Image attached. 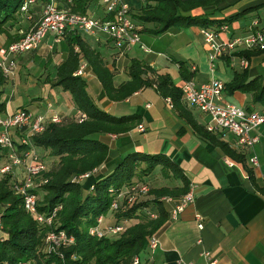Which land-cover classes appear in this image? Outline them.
<instances>
[{
  "label": "crops",
  "instance_id": "crops-1",
  "mask_svg": "<svg viewBox=\"0 0 264 264\" xmlns=\"http://www.w3.org/2000/svg\"><path fill=\"white\" fill-rule=\"evenodd\" d=\"M124 1L131 6L133 14H138L145 3V0ZM43 7L34 10L31 5L30 16L26 18L25 15V24L17 28L20 29L19 34L28 31L40 19ZM88 14L103 19L106 16L103 1L91 2ZM192 14L207 15L222 22L212 29L218 30L228 24V31L221 34L223 39L245 35L251 27L264 28V0H222L216 6L197 8ZM135 20L142 42L149 51L136 46L118 60L112 41L106 34L81 33L82 39L100 53L113 73L115 88L132 79L130 66L133 60H140L149 68L143 78L151 82L124 99H112L82 55L81 49L78 51L81 54L80 63L85 61L89 64L87 75L83 78L87 81L90 96L96 93L97 100H93L97 105L115 116L135 114L139 117L137 124L126 133L96 135L108 144L110 151L108 161L98 168L95 175L99 179L105 177L132 152L162 154L187 177L190 187H194V202L188 204L177 218L171 217L173 204L164 203L169 211V220L155 235L159 239V246L144 256L145 264H208L205 251L211 252L215 264H264V124L253 132L259 137V142L253 147L241 146L229 132H209L208 114L183 98L179 104H175L169 94L158 88L159 76L162 75L168 76L179 90H182L188 79L201 85L219 78L227 86L224 92L225 103L236 104L251 111L261 110L264 107V50L238 51L218 59L213 67L209 61V47L202 34V27L179 28L174 35L166 36L165 31L160 35L154 33L157 25L153 29L150 27L152 23H142L137 18ZM255 22H258L257 26ZM9 31L11 34L16 33ZM4 35L5 40L0 38V46L7 43V35ZM45 51H53L47 53V56L52 60L54 73L48 72L51 63H46L39 78L27 76L28 79L19 84V88L25 92L27 86L42 83L47 87L44 97L46 102H43L42 97L24 99L20 95L16 98L14 91L9 93L6 89L4 110L27 108L35 114L57 113L68 120H80L84 115L76 108L72 95L67 97L66 102L49 100L50 88L51 91L64 89L53 84L57 82L58 67L69 56L70 46L65 40L55 44L52 36H49L37 50L22 55L17 61V74L19 69L28 70L31 64L42 60ZM56 52L59 55L57 61L52 58ZM244 59L248 61L247 67L242 64ZM43 73L47 75L43 76ZM236 77L237 84L242 82L244 89H230ZM7 92L11 95L8 96ZM168 98L172 100L173 106L167 101ZM140 125L144 126V130L139 128ZM35 150L47 153L43 147L35 146ZM253 156H257L259 165H253L250 161ZM5 158L6 152L0 150V167L6 164ZM14 171L19 178H23V166L15 167ZM158 171L163 173L165 182L157 185V181L156 186L153 183L151 187L172 188L182 184L171 172L170 175L164 174L162 166L146 176V180L153 181L152 177L157 176ZM96 180L93 181L92 176L82 185L90 189ZM149 197L154 198V195ZM2 239L3 233L0 230V241Z\"/></svg>",
  "mask_w": 264,
  "mask_h": 264
},
{
  "label": "trees",
  "instance_id": "trees-1",
  "mask_svg": "<svg viewBox=\"0 0 264 264\" xmlns=\"http://www.w3.org/2000/svg\"><path fill=\"white\" fill-rule=\"evenodd\" d=\"M26 0H0V34H6L8 45L18 38L19 30L11 34L8 26L22 14ZM49 0H43L47 3ZM61 8L88 14L89 4L94 0H56ZM222 0H145L138 14H133L142 23L158 25L154 33H162L169 28H190L199 26L213 28L222 22L207 15L192 14L197 8L212 7ZM89 15V14H88ZM104 16L103 19H106ZM12 25V26H11ZM15 35V36H13ZM70 46L68 58L58 67L57 82L69 91L75 106L85 118L68 120L63 124H50L45 132L32 137L35 146L43 147L53 158V164L43 173L46 183L40 189L46 192L39 200V211L51 212L62 205L53 227L39 223L24 207L23 197L13 189L11 174L0 176V215L3 239L0 241V264H130L135 255H149V241L169 220V211L162 198L171 196L180 199L190 189V183L181 170L162 154L151 155L140 152L129 153L105 177L96 180L85 193L82 183L72 181L78 176L98 169L109 159V146L96 137L97 134H123L130 131L139 121L137 115L115 116L103 110L88 92L87 81L74 75L79 67L81 54L75 51L79 46L88 60L94 74L112 99H124L143 86L151 83L143 78L149 68L140 60H133L130 66L132 79L115 88L113 73L106 66L102 56L82 39L81 33H70L64 39ZM190 80V79H188ZM238 78L230 84V89H244ZM8 80L0 68V114L6 108L4 96ZM227 87V86H226ZM158 88L169 94L175 104H179L183 92L173 86L166 75L159 76ZM226 90V89H225ZM264 92V85L262 86ZM165 94V95H166ZM223 147H226L224 145ZM234 154V152L230 151ZM162 166L164 174L180 179L182 184L175 187H151L147 196L131 205H124L117 211L111 209L116 192L137 182H145L146 176ZM252 176V172H250ZM39 195L37 188L34 190ZM154 195V198H150ZM149 211L156 212L152 218ZM113 217V222H126V230L116 236L99 238L90 234V228L97 224L100 215ZM65 230L75 238L72 246L60 249L61 254L49 253L45 246L46 234L52 230Z\"/></svg>",
  "mask_w": 264,
  "mask_h": 264
},
{
  "label": "built area",
  "instance_id": "built-area-1",
  "mask_svg": "<svg viewBox=\"0 0 264 264\" xmlns=\"http://www.w3.org/2000/svg\"><path fill=\"white\" fill-rule=\"evenodd\" d=\"M72 1V0H69ZM105 7L106 19H97L88 14L74 12L70 8H61L56 0H49L44 4L40 19L26 32H22L16 41L0 46V68L3 70L7 80L14 79L17 70V58L29 52L37 50L49 36L53 42L59 44L70 33H90L97 34L103 32L112 41L116 51V59H120L128 51L136 46L148 52L149 49L143 44L139 26L133 17L131 6L124 0H102ZM37 0H26L21 8L22 13L29 14L32 4ZM254 25H258L255 22ZM228 24L222 25L218 30L203 28L202 34L209 47V61L214 67L216 61L225 56H231L242 50L261 49L264 50V28L251 27L245 35L234 36L223 39L221 34L227 32ZM80 50L79 46L75 51ZM243 66H248V61H242ZM89 64L82 62L75 72L76 76L85 77ZM226 84L219 78H213L207 83L197 85L193 80H187L182 88V98L190 105L198 108L210 116L207 124L209 132L226 131L237 138L238 144L245 147H253L259 142V137L253 132L264 124V107L261 110H247L236 104L225 103L224 92ZM167 101L173 106L170 98ZM8 108V106H7ZM85 116L79 121H83ZM67 119L57 113L35 114L33 111L22 108L16 111L6 109L0 114V150L6 152L8 162L0 167V174L6 175L14 168L23 166L25 174L17 183L14 182L13 189L23 197L24 207L30 212L39 223L53 227L57 213L62 209V205L56 206L49 213L39 211V197L35 193V177L45 168L46 164L35 150L32 137L42 134L50 124H63ZM139 128L144 130V126ZM253 165H259L257 156L250 158ZM230 165L233 163L229 162ZM98 169L86 172L72 178L73 182L91 178ZM93 187V186H92ZM91 187V188H92ZM151 186L149 183L137 182L129 187H125L119 192L114 188L110 192L116 194L112 202L111 209L119 210L125 205H131L136 200H141L149 194ZM164 203H172L171 217L178 215L194 202V187L179 200L171 196L162 198ZM152 218L158 215L149 211ZM107 215H100L97 224L90 228V234L99 238L106 236H116L123 233L127 228L126 222H106ZM202 226V224H200ZM0 230H2V220L0 215ZM75 242L73 236L68 235L65 230H50L45 237L46 250L49 253L61 254L60 249L72 246ZM159 246V239L152 236L149 241V253ZM204 256L208 259V264H215L210 251H205ZM142 255H135L131 264H145ZM28 264V263H22Z\"/></svg>",
  "mask_w": 264,
  "mask_h": 264
},
{
  "label": "rangeland",
  "instance_id": "rangeland-1",
  "mask_svg": "<svg viewBox=\"0 0 264 264\" xmlns=\"http://www.w3.org/2000/svg\"><path fill=\"white\" fill-rule=\"evenodd\" d=\"M43 0H41V1H38V2H36L35 4H32V6H33V8H34V10L35 9H37V8H39V10H41L42 9V6L44 5V3L42 2ZM58 2V1H57ZM40 6V7H39ZM39 12V11H38ZM31 12H29V14H30ZM24 15V16H21V15ZM22 14H19L18 15V19L16 20V21H13V24H14V26H12V27H9L8 26V29H10V30H12L13 32H17L16 30H17V28L18 27H21L22 26V24H25V15H26V18L27 17H29L30 15H27V14H25V13H22ZM29 19H32V18H29ZM29 19H27V20H29ZM156 24H150V27L151 28H155L156 26H155ZM158 26V25H157ZM31 28V27H30ZM179 29V27H176V26H173V27H171V28H169L167 31H165L166 32V36H169V35H174L175 33H176V31ZM26 32V31H25ZM169 33H172V34H169ZM146 34H148V36H154V35H152L151 33H146ZM160 35V34H159ZM13 36H15V35H13ZM0 38H2V39H4L5 40V35L4 34H2V35H0ZM6 42H8V40L6 41ZM53 53V51L51 52V51H45V54L46 55H44V56H42L41 58H42V60H38V61H36L35 63H33V64H31L30 66H29V69L28 70H25V69H19V72H18V74H17V71H16V74H15V77H14V79H10V80H8V83H7V85H6V89H8V92L9 93H12L13 91L15 92V95H16V98L18 97V96H20V95H22L23 96V98L24 99H31V98H33V97H42L43 98V102H46V100L44 99V97H45V94H46V89H47V87H45L42 83L41 84H39L38 86H27V89L25 90V92H22L21 91V89L19 88V84H21V83H23V81H26L27 79H28V77L27 76H33V77H36V78H39V76H40V73L42 72V67H43V65H45L46 63H51L52 62V60H51V58L50 57H48L47 56V53ZM49 53V54H50ZM48 54V55H49ZM20 57H22V55L21 56H19L18 58H20ZM58 57H59V55L57 54V52L54 54V55H52V58H53V60H56L57 61V59H58ZM18 58H17V61H18ZM19 68V65L17 66V69ZM48 72L50 73L51 72V74H53L54 73V70L52 69V63L51 64H49V66H48ZM20 72H21V74H20ZM19 75V78H16L17 76ZM45 75H47V73H43V76H45ZM17 80V81H16ZM7 92V94H8V96L9 95H11V94H9ZM69 96H71V93L70 92H67V91H64V89H60V88H57V89H54V90H52L51 91V88H50V91H49V100H52L53 102H58L59 100H61V101H64V102H66V100H67V97H69ZM93 99H95V100H97V95H96V93H94L93 94ZM9 101V100H8ZM27 101V100H26ZM10 103V102H9ZM12 104V103H11ZM38 148H39V146H38ZM39 155L41 156V158H42V160L45 162V164H46V168L38 175V176H36L35 177V185L37 186V191H38V193H39V195H38V197H39V200L40 201H42L43 200V198H44V196L46 195V192L45 191H43V190H41L40 189V187H41V185L42 184H44V183H46L47 181H46V179L43 177V173L44 172H47L48 170H49V168H50V166H52V164H53V158L50 156V155H48L47 153H44L43 151H41L40 153H39ZM7 158H5V160H6ZM7 162H8V160H6ZM7 162H4V163H7ZM0 164H2V162H0ZM12 176H13V182H12V180H11V183H13L14 184V182H16L17 181V183L19 182V180H21L22 178H19V176H17L14 172H12V173H10ZM8 175V174H7ZM81 175V174H80ZM156 175L157 176H154V177H152V180L153 181H147V182H149V184H150V186H152L153 185V183H154V185L153 186H156V184H157V181H158V184L157 185H159L160 183H162V182H165L163 179V173H161L160 171H158L157 173H156ZM0 176H1V174H0ZM76 175H74L73 177H75ZM79 176V175H78ZM153 176V175H152ZM22 177V176H21ZM72 177V178H73ZM98 177H97V175H93V181L94 180H96ZM99 179V178H98ZM97 179V180H98ZM88 180V179H87ZM87 180H84V181H82L83 183L82 184H84L85 182H87ZM88 190H89V188L87 189H85V193L86 192H88ZM112 220H113V217H111V216H108L107 215V219H106V222L107 223H110V222H112ZM128 224V223H127ZM117 237V236H116ZM131 264V263H130Z\"/></svg>",
  "mask_w": 264,
  "mask_h": 264
}]
</instances>
